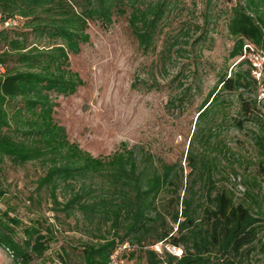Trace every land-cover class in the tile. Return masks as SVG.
<instances>
[{"label": "trees", "instance_id": "obj_1", "mask_svg": "<svg viewBox=\"0 0 264 264\" xmlns=\"http://www.w3.org/2000/svg\"><path fill=\"white\" fill-rule=\"evenodd\" d=\"M227 2V31L233 40L228 59L235 64L219 75L198 108L184 168L181 161L167 163L125 143L110 156L93 157L71 143L53 117L54 98L73 96L83 86L70 69L69 55H78L89 43L88 22L107 29L114 16L128 14L139 50L148 54L161 32L164 1L0 0V15L23 20L19 28L0 32V163L38 162L45 168L37 191L46 190L55 213L81 216L97 234L95 241L69 247L80 250L82 264H109L123 243L137 246L123 258L137 264H264V208L253 209L247 202L254 191L246 189L245 198L236 201L229 188L218 185L225 144L216 142L214 132L217 116L226 114L223 95L236 94L240 119L234 126L257 125L251 138L253 163L264 183V100L257 98L253 67L244 58L247 46L264 52V0ZM253 183L261 189L256 178ZM4 196L0 168V201ZM11 212L0 214V252L13 264L43 260L56 240L54 226L44 228L40 219L23 226ZM158 243L182 247L183 255H159L151 250ZM57 259L69 264L68 248L62 247Z\"/></svg>", "mask_w": 264, "mask_h": 264}, {"label": "rangeland", "instance_id": "obj_2", "mask_svg": "<svg viewBox=\"0 0 264 264\" xmlns=\"http://www.w3.org/2000/svg\"><path fill=\"white\" fill-rule=\"evenodd\" d=\"M160 1L166 4V13L150 53L139 50L126 14L114 16L107 29L89 21V43L81 46L78 55H69L70 69L80 76L83 86L73 96L54 98L57 107L53 117L65 128L68 140L93 157L110 156L125 143L167 163L181 161L185 168L198 108L219 75L235 64L234 59H228L233 40L227 31L231 7L227 0ZM46 44L42 41L41 45ZM223 96L226 114L224 118L217 116L214 131L216 142L225 144L219 154L222 173L218 178H223L218 185L229 188L236 201L245 198L246 189L254 191L258 204L250 198L247 202L253 209L257 205L264 208V183L255 175L256 153L251 140L257 125L244 122L242 129L236 128L234 120L240 119L237 95ZM247 97L252 95L247 93ZM0 168L5 191L0 214L11 209L10 214L23 226L36 219L42 220L44 228L54 226L55 242L45 258L34 264H59L57 255L62 247L70 252L69 264H82L80 250L73 252L69 247L95 241L97 234L81 216L68 219L55 213L46 190L37 191L36 181L45 168L38 162L16 166L8 159ZM254 178L260 190L254 188ZM177 248L183 255L182 247ZM123 263L137 264L136 260ZM0 264L13 263L7 253L0 252Z\"/></svg>", "mask_w": 264, "mask_h": 264}, {"label": "built area", "instance_id": "obj_3", "mask_svg": "<svg viewBox=\"0 0 264 264\" xmlns=\"http://www.w3.org/2000/svg\"><path fill=\"white\" fill-rule=\"evenodd\" d=\"M22 22V18L18 16L7 18L0 15V32L15 30L22 25ZM244 55V58L248 59L253 67L252 76L258 83L257 98L259 101L264 100V83H262V77H264V52H256L254 49L247 46L244 50ZM0 72H3L2 66H0ZM137 249V246H131L129 243L119 245L110 256L109 264H123L124 256ZM151 250L159 255L165 251L176 258L182 256V250L180 248L166 243H158L151 247Z\"/></svg>", "mask_w": 264, "mask_h": 264}]
</instances>
